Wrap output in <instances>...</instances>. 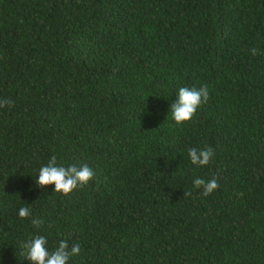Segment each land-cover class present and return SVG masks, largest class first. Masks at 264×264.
I'll return each mask as SVG.
<instances>
[{
	"label": "trees",
	"instance_id": "trees-1",
	"mask_svg": "<svg viewBox=\"0 0 264 264\" xmlns=\"http://www.w3.org/2000/svg\"><path fill=\"white\" fill-rule=\"evenodd\" d=\"M53 156L93 178L36 185ZM37 233L69 264H264V0H0V264Z\"/></svg>",
	"mask_w": 264,
	"mask_h": 264
},
{
	"label": "clouds",
	"instance_id": "clouds-1",
	"mask_svg": "<svg viewBox=\"0 0 264 264\" xmlns=\"http://www.w3.org/2000/svg\"><path fill=\"white\" fill-rule=\"evenodd\" d=\"M252 52L254 55L256 54L255 49ZM209 95L207 85L199 88L180 87L176 93L175 102L170 105L172 120L177 125L190 121L200 106L209 99ZM213 155L214 153L210 148L188 149V157L191 163L197 167L207 166ZM93 176V170L87 165L72 164L65 166L63 163H58L57 158L53 156L47 164L39 168L35 184L40 187L54 185L52 192L67 195L78 187L87 185ZM193 184L197 188H202L205 196L218 188L215 179L206 181L202 178H196ZM17 215L21 219H27L32 216V212L30 207L23 206L18 209ZM43 223L44 221L41 219H32V224L37 228H40ZM22 248L26 260L30 261V264H69L70 259L79 255L81 250L78 243L69 248L66 239H61L55 247H50L47 236L39 233L24 241Z\"/></svg>",
	"mask_w": 264,
	"mask_h": 264
}]
</instances>
